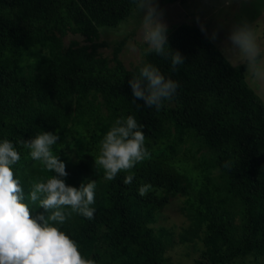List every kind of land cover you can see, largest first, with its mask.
I'll return each mask as SVG.
<instances>
[{
  "label": "trees",
  "instance_id": "16d2710c",
  "mask_svg": "<svg viewBox=\"0 0 264 264\" xmlns=\"http://www.w3.org/2000/svg\"><path fill=\"white\" fill-rule=\"evenodd\" d=\"M182 0H160L163 4ZM131 0H0V141L21 159L13 166L31 214L30 181L48 172L19 141L40 131L60 140L53 152L66 165V184L94 180V218L73 214L62 231L95 264H171V233L154 225L172 196L184 197L189 225L181 243L201 242L195 264H257L264 258V101L230 67L195 24L168 28L169 46L184 56L176 70L155 53L143 57L177 81L175 96L157 111L136 100L128 83L138 73L99 49L101 26L116 27ZM68 35L83 38L84 43ZM135 100V103H132ZM135 116L150 158L104 179L94 160L115 119ZM231 165V166H227ZM192 170V171H191ZM148 183L152 190L140 196Z\"/></svg>",
  "mask_w": 264,
  "mask_h": 264
},
{
  "label": "clouds",
  "instance_id": "9594fccd",
  "mask_svg": "<svg viewBox=\"0 0 264 264\" xmlns=\"http://www.w3.org/2000/svg\"><path fill=\"white\" fill-rule=\"evenodd\" d=\"M205 2L217 5L218 11H226L233 4L243 6L249 0ZM131 4L139 19L141 41L146 45L143 55L155 53L168 59L173 70L184 64V56L169 46L168 25L159 0H131ZM197 22L206 37L217 40L216 29L209 35L199 17ZM220 27H223L222 23ZM220 51L233 69L243 66L245 77L264 94V28L239 16L229 26ZM128 83L136 100H143L146 107L157 111L166 101L172 100L179 87L177 81L165 77L156 65L143 59L138 73L132 75ZM142 129L143 125L135 116L128 115L115 119L104 134L94 164L97 170H103L105 180H115L118 174L125 172L123 183H132L135 178L132 169L150 158ZM59 140V135L54 132L40 131L28 140L19 141L33 161L41 162L48 172L55 173L46 179L30 181L28 199L44 209L35 216L31 214L24 189L13 172V166L21 159L20 153L10 140L0 141V264H95L93 259L80 252L78 243L58 227L73 214L93 219L96 190L94 180L81 182L79 187L65 183L66 165L53 152V146ZM151 190L152 186L145 183L138 193L143 197Z\"/></svg>",
  "mask_w": 264,
  "mask_h": 264
},
{
  "label": "rangeland",
  "instance_id": "374dc122",
  "mask_svg": "<svg viewBox=\"0 0 264 264\" xmlns=\"http://www.w3.org/2000/svg\"><path fill=\"white\" fill-rule=\"evenodd\" d=\"M159 6L164 10V19L168 28L178 24H195L200 27L197 22V17H199L209 35L213 29H216L218 38L211 42L219 50L222 41L226 38L229 26L239 16H245L258 28H264V0H249V3L243 6L233 4L226 11H218L217 5L206 3L205 0H182L170 4H163L159 0ZM221 23L223 27H220ZM99 31V41L107 44L99 49L102 55L111 57L116 44L123 41L118 57L125 67L132 69L143 59V50L146 45L141 41L139 19L134 10L118 26H101ZM75 39L84 43L83 38L77 35H68L64 42L67 44L70 40ZM244 78L246 83L264 101V94L254 88L245 75ZM184 199L182 196H172L166 208L157 215L154 223L156 227L165 228L171 233L170 245L166 252L171 264H195L202 248L199 241L196 243H181L179 241L182 229L189 225V220L182 212V208L186 205ZM257 264H264V258L259 259Z\"/></svg>",
  "mask_w": 264,
  "mask_h": 264
}]
</instances>
